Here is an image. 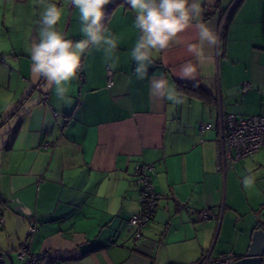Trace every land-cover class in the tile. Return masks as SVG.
<instances>
[{
    "label": "crops",
    "instance_id": "obj_1",
    "mask_svg": "<svg viewBox=\"0 0 264 264\" xmlns=\"http://www.w3.org/2000/svg\"><path fill=\"white\" fill-rule=\"evenodd\" d=\"M51 2L61 11L57 29L73 42L83 39L79 9ZM107 7L102 23L116 48L86 49L82 80L75 76L62 84L61 97L45 80L37 89L43 78L32 69L43 6L0 0L4 264H23L17 253L28 240L36 264H189L204 253L243 257L253 232L264 228V147L223 167L216 142L225 114H264V0H200L199 17L166 48L149 50L141 75L132 58L140 36L135 12L125 2ZM199 24L211 31L214 44L201 39ZM185 66L194 69L191 75H181ZM157 81L165 82L163 89L154 88ZM42 91L49 93L47 102ZM200 124L212 127L200 132ZM137 164L155 167L154 190L163 199L134 243L129 220L141 210ZM204 209L213 217L200 221Z\"/></svg>",
    "mask_w": 264,
    "mask_h": 264
},
{
    "label": "clouds",
    "instance_id": "obj_2",
    "mask_svg": "<svg viewBox=\"0 0 264 264\" xmlns=\"http://www.w3.org/2000/svg\"><path fill=\"white\" fill-rule=\"evenodd\" d=\"M111 0H63V4L79 9L81 34L84 37L73 42L67 39L57 29L61 19V11L51 0H36L43 6L39 14L38 43L32 45V69L42 77L48 85H54L57 94L63 96L65 89L61 87L71 81L81 64V56L90 46H106L105 51L111 52L117 46L115 38L104 26L105 6ZM135 12L134 27L140 31V36L132 49V58L137 63L136 72L141 75L145 62L149 60V50L164 49L169 42L183 31L190 22L201 13L200 0H124ZM201 39L215 43V37L203 24H199ZM189 51L198 57L193 46ZM190 66L182 68L181 75H191ZM164 81L154 83L157 90L163 89ZM168 99H176L169 94ZM176 102H180L176 99ZM247 180V178H246Z\"/></svg>",
    "mask_w": 264,
    "mask_h": 264
},
{
    "label": "built area",
    "instance_id": "obj_3",
    "mask_svg": "<svg viewBox=\"0 0 264 264\" xmlns=\"http://www.w3.org/2000/svg\"><path fill=\"white\" fill-rule=\"evenodd\" d=\"M108 81H110L111 70H107ZM76 76L82 80L81 64ZM110 84V82H109ZM37 89L44 87V79L37 84ZM43 101L49 100V93L42 91ZM211 124H200L199 131L203 132L211 128ZM217 160L220 165L226 167L228 164L237 163L243 158L249 157L264 147V114L257 116L242 117L234 114H225L220 118V133L217 138ZM47 147V145H44ZM155 167L153 165L137 164L134 167L133 177L136 185L140 188L141 210L133 215L129 220V227L133 234L134 243L142 239L143 230L153 221L158 203L163 196L154 190L153 176ZM213 217L209 209H204L198 214L200 221H207ZM5 220L0 217V227H3ZM36 225L29 227V234H33ZM17 259L23 264H36L39 260L30 252V241L28 240L18 251ZM238 258L231 253L211 257L209 253H204L201 258L189 264H232ZM264 262V257H262ZM0 264H4L0 256Z\"/></svg>",
    "mask_w": 264,
    "mask_h": 264
},
{
    "label": "water",
    "instance_id": "obj_4",
    "mask_svg": "<svg viewBox=\"0 0 264 264\" xmlns=\"http://www.w3.org/2000/svg\"><path fill=\"white\" fill-rule=\"evenodd\" d=\"M262 257H264V228L253 232L247 252L232 264H264Z\"/></svg>",
    "mask_w": 264,
    "mask_h": 264
},
{
    "label": "trees",
    "instance_id": "obj_5",
    "mask_svg": "<svg viewBox=\"0 0 264 264\" xmlns=\"http://www.w3.org/2000/svg\"><path fill=\"white\" fill-rule=\"evenodd\" d=\"M124 0H113L111 3L107 4V9H109V11L113 10L117 5L123 3ZM239 5V1L236 2L233 6V8H231L229 10V12L227 13V16H226V20H225V25H224V28H228L229 25L231 24L232 20H233V16H234V13H235V10L237 9V6ZM195 88H199V87H195ZM192 90V89H191ZM200 96V95H198ZM203 98H206L205 95H203ZM36 223V221H34ZM237 257V256H236ZM238 258V257H237Z\"/></svg>",
    "mask_w": 264,
    "mask_h": 264
}]
</instances>
